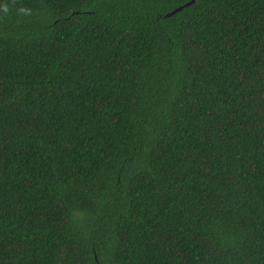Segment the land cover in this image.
I'll return each instance as SVG.
<instances>
[{"label": "trees", "instance_id": "trees-1", "mask_svg": "<svg viewBox=\"0 0 264 264\" xmlns=\"http://www.w3.org/2000/svg\"><path fill=\"white\" fill-rule=\"evenodd\" d=\"M190 1L0 0V264H264V0Z\"/></svg>", "mask_w": 264, "mask_h": 264}, {"label": "water", "instance_id": "water-1", "mask_svg": "<svg viewBox=\"0 0 264 264\" xmlns=\"http://www.w3.org/2000/svg\"><path fill=\"white\" fill-rule=\"evenodd\" d=\"M193 3H194V0H191L188 4H186L185 7L190 6V5H192ZM181 10H182V7H180V8H178V9L174 10V11L171 12V13H169V14L167 15V17H170V16L174 15L175 13H177V12H179V11H181Z\"/></svg>", "mask_w": 264, "mask_h": 264}, {"label": "clouds", "instance_id": "clouds-1", "mask_svg": "<svg viewBox=\"0 0 264 264\" xmlns=\"http://www.w3.org/2000/svg\"><path fill=\"white\" fill-rule=\"evenodd\" d=\"M6 10V9H5Z\"/></svg>", "mask_w": 264, "mask_h": 264}]
</instances>
